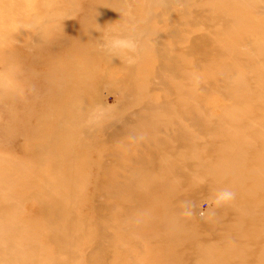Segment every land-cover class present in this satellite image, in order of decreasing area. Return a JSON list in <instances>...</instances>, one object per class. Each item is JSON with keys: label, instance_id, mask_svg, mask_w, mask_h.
I'll return each instance as SVG.
<instances>
[{"label": "rangeland", "instance_id": "374dc122", "mask_svg": "<svg viewBox=\"0 0 264 264\" xmlns=\"http://www.w3.org/2000/svg\"><path fill=\"white\" fill-rule=\"evenodd\" d=\"M0 264H264V0H0Z\"/></svg>", "mask_w": 264, "mask_h": 264}]
</instances>
